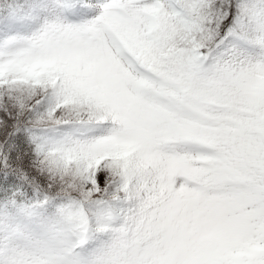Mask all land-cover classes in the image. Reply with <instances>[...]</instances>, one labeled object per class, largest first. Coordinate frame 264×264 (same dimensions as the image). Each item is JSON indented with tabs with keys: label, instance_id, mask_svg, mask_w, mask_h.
I'll list each match as a JSON object with an SVG mask.
<instances>
[{
	"label": "snow or ice",
	"instance_id": "1",
	"mask_svg": "<svg viewBox=\"0 0 264 264\" xmlns=\"http://www.w3.org/2000/svg\"><path fill=\"white\" fill-rule=\"evenodd\" d=\"M0 264H264V0H0Z\"/></svg>",
	"mask_w": 264,
	"mask_h": 264
}]
</instances>
